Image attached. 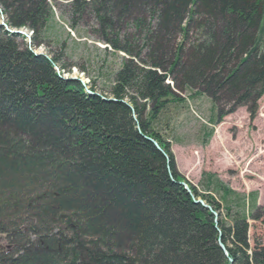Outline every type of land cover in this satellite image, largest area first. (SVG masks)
Returning a JSON list of instances; mask_svg holds the SVG:
<instances>
[{"label": "trees", "instance_id": "obj_1", "mask_svg": "<svg viewBox=\"0 0 264 264\" xmlns=\"http://www.w3.org/2000/svg\"><path fill=\"white\" fill-rule=\"evenodd\" d=\"M55 4L0 0L6 26L32 32L20 46L0 26V264H264L246 237L256 193L212 173L198 191L170 148L172 108L209 100L207 145L262 96L264 0H66L70 28L91 20L120 56L101 93L63 75L61 51H33L51 41ZM197 200L224 218L214 226Z\"/></svg>", "mask_w": 264, "mask_h": 264}, {"label": "rangeland", "instance_id": "obj_2", "mask_svg": "<svg viewBox=\"0 0 264 264\" xmlns=\"http://www.w3.org/2000/svg\"><path fill=\"white\" fill-rule=\"evenodd\" d=\"M49 1L56 3L51 41L48 45L33 47V51L46 56L61 51V61L67 66L63 71L65 77H74L87 89L90 85L96 92H103V88L112 81L120 56L105 49V45L96 40V35L89 32L94 25L91 20L81 22L76 29L70 28L62 11L66 0ZM0 26L10 34L23 36V39H17L20 46L30 44L32 32L28 29L8 28L3 15H0ZM187 105L176 111L174 108L170 110L177 138L170 147L175 169L200 192L202 174L212 173L230 189L244 196L245 201L251 193H256V210L253 211L254 217L247 218L246 232L249 252H253L264 243V92L253 107L238 106L223 115L214 126L207 145H201V140L203 128L210 117V102L202 97ZM183 185L186 187L185 183ZM209 209L215 226L220 214L224 218V212Z\"/></svg>", "mask_w": 264, "mask_h": 264}, {"label": "water", "instance_id": "obj_3", "mask_svg": "<svg viewBox=\"0 0 264 264\" xmlns=\"http://www.w3.org/2000/svg\"><path fill=\"white\" fill-rule=\"evenodd\" d=\"M39 54V53H38ZM71 79H76V78H71ZM78 80V79H77ZM82 83V82H81ZM182 184H184V183H182ZM196 202H198V203H200L201 205H204V207H207L208 209L210 208V207H208L207 205H205L201 200H197ZM210 210V209H209ZM218 241V245H219V247L224 251V246L222 245V243L220 242V240L219 239H217Z\"/></svg>", "mask_w": 264, "mask_h": 264}]
</instances>
